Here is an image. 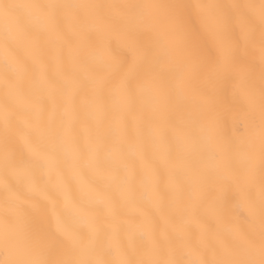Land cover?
I'll list each match as a JSON object with an SVG mask.
<instances>
[{
    "label": "snow or ice",
    "instance_id": "obj_1",
    "mask_svg": "<svg viewBox=\"0 0 264 264\" xmlns=\"http://www.w3.org/2000/svg\"><path fill=\"white\" fill-rule=\"evenodd\" d=\"M240 7L0 0V264H264V30Z\"/></svg>",
    "mask_w": 264,
    "mask_h": 264
},
{
    "label": "clouds",
    "instance_id": "obj_2",
    "mask_svg": "<svg viewBox=\"0 0 264 264\" xmlns=\"http://www.w3.org/2000/svg\"><path fill=\"white\" fill-rule=\"evenodd\" d=\"M236 2L241 6L238 10L246 16L249 23L252 25L254 33L259 34L262 30H264V21L259 20L248 9L243 7V5L249 3H259V0H236ZM237 130L242 131V125L237 126Z\"/></svg>",
    "mask_w": 264,
    "mask_h": 264
}]
</instances>
